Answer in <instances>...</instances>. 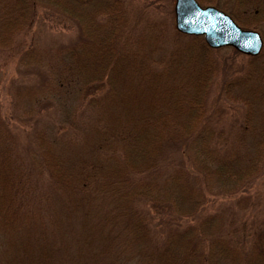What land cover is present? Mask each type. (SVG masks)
Returning a JSON list of instances; mask_svg holds the SVG:
<instances>
[{
    "label": "trees",
    "instance_id": "trees-1",
    "mask_svg": "<svg viewBox=\"0 0 264 264\" xmlns=\"http://www.w3.org/2000/svg\"><path fill=\"white\" fill-rule=\"evenodd\" d=\"M47 1L77 22L80 36L45 61L30 39L45 0H0V52L23 47L20 62L43 76L60 119L55 133L41 130L38 137L48 142L39 163L54 176L49 195L39 190L36 202L25 201L31 182L16 170L13 202L0 195V233L10 239L5 264H264V209L224 222L207 212L212 199L234 195L248 209L264 185L258 103L242 100L234 134L207 115L220 48L178 31L168 36L153 28L149 42L130 35L126 0ZM246 12L255 13L246 9L242 17ZM237 13L231 15L250 27ZM251 73L258 79L263 72L227 85L242 91L254 83ZM6 128L0 113V166L12 169ZM147 200L170 208L171 220L153 222ZM31 209L36 216H25Z\"/></svg>",
    "mask_w": 264,
    "mask_h": 264
},
{
    "label": "rangeland",
    "instance_id": "rangeland-1",
    "mask_svg": "<svg viewBox=\"0 0 264 264\" xmlns=\"http://www.w3.org/2000/svg\"><path fill=\"white\" fill-rule=\"evenodd\" d=\"M197 1L202 6L212 5L229 14L233 11L238 12L237 15L240 17L238 19L251 24L250 27L244 28H256L255 30L260 32L264 39V2H261L260 6L250 7L247 4L241 5L238 0ZM175 2L176 0H126L124 12L128 18L127 31L130 35H136L135 37L141 36L143 38L144 35H147L148 42L151 41V33L155 29L164 31L168 36L172 35L177 31L175 12H173ZM42 5L50 8L47 10ZM42 5V7L38 6V15L31 29L30 39L33 48L40 52L41 59L48 61L52 56L59 57L57 51L75 45L79 41L80 30L75 20L55 10L49 1L45 0ZM246 9H253L255 13L247 14L246 12L242 17L241 12L246 11ZM255 14L257 15L255 16ZM161 38L163 41L167 39L166 36ZM16 42L15 40L14 43ZM17 46L16 44L12 45L10 50L0 52V113L5 121L6 131L9 129L8 135L2 142L4 151L10 150V157L14 156L15 158V161L11 163L12 169L0 166V195L4 194V204L8 201L13 202L15 198L14 185L11 183V178L14 175L13 170L21 174L24 180L31 182V188H23L25 201L36 202L39 190L49 195L48 193L51 192L49 187L51 188L52 180L54 182V176L51 171H46L47 167L44 168L43 163H39L41 160L39 151L43 153L44 148L42 147L48 146L46 144L48 142L41 143L38 137L39 131L43 133L41 130H47L51 134L53 131L55 133L57 128L55 123L60 121L57 117L56 108L54 109L50 103L52 101L51 96L47 93L46 87H43V76L34 67H29L20 62L23 47ZM232 49L231 47L220 48L217 58V76L205 102L209 119L219 129L222 128L225 134L235 133V121H238L244 112L243 99H246L247 102L256 101L264 120V57L254 62L250 56L236 54ZM262 51L264 52V44ZM251 70L255 73H263L258 79H255L251 73V78L253 77L255 81L249 87L245 85L241 91L240 87L227 85L230 79L235 77V79H242L241 77L247 76ZM256 86L259 87L260 91H253ZM42 105L45 107L43 112L39 111ZM63 130H65L64 126ZM0 150H2V146ZM53 157L56 160L54 155ZM44 158L46 159V157ZM22 184L25 186L26 182ZM258 188L263 195H260L261 199L258 202L246 204L249 206L248 209L240 205L238 197L234 195L231 199L221 201L212 199V205L207 212L220 213L223 216V222L240 215L256 217L257 213L261 214L264 209V185ZM63 191L65 192L67 189H63ZM64 192H59V195L64 194ZM158 202L147 200L145 208L153 222L165 221L167 223L169 219L171 220V210ZM35 211V209H31L24 215L30 218L35 217ZM51 211L53 212V210ZM38 213L37 211V216ZM14 215L18 217L20 212L17 214L14 212ZM52 215L54 214L49 212L46 217L52 218ZM22 220L21 217L20 221ZM18 222L15 221L14 225ZM189 222L193 223L192 221ZM14 225H10V227L13 228ZM157 225L159 226V224ZM6 242L10 243V239L7 235L4 236V233L2 235L0 233V264L6 262V257H4L7 255L8 249Z\"/></svg>",
    "mask_w": 264,
    "mask_h": 264
},
{
    "label": "water",
    "instance_id": "water-1",
    "mask_svg": "<svg viewBox=\"0 0 264 264\" xmlns=\"http://www.w3.org/2000/svg\"><path fill=\"white\" fill-rule=\"evenodd\" d=\"M173 12L178 32L203 36L211 48L229 46L250 57L262 49L259 32L242 28L231 15L215 6H202L197 0H176Z\"/></svg>",
    "mask_w": 264,
    "mask_h": 264
}]
</instances>
